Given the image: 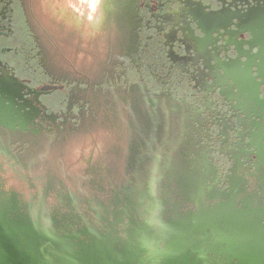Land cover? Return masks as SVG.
<instances>
[{
  "label": "flooded vegetation",
  "instance_id": "af4514ba",
  "mask_svg": "<svg viewBox=\"0 0 264 264\" xmlns=\"http://www.w3.org/2000/svg\"><path fill=\"white\" fill-rule=\"evenodd\" d=\"M226 1V9L237 4ZM163 2L0 0L1 219L76 221L92 234L103 223L111 234V222L123 226L132 218L150 226L154 245L160 241L157 249H166L171 234L162 229L170 226L172 212L187 216L201 207L178 204L179 183L195 180L219 200L222 191L236 190L240 170L224 172L212 157L210 126L217 112H204L194 101L201 90L213 89L200 58L215 68L211 59L220 61L218 39L213 50L201 45L197 55H177L175 32L163 34L170 21L189 26L187 8L163 19L158 10ZM248 6L239 4L243 10ZM186 48L191 51L190 42ZM100 134L101 161H87L83 190L70 186L56 165L44 166L49 150L83 136L98 146ZM147 134L150 141L144 143ZM110 136L120 140L115 170L106 162ZM221 149L229 152L226 143ZM3 174L25 183L27 192L4 188ZM106 182L109 187L101 192ZM48 199L62 208L59 213H46ZM147 207L152 211L144 216ZM111 235L113 242L124 243L123 232Z\"/></svg>",
  "mask_w": 264,
  "mask_h": 264
},
{
  "label": "water",
  "instance_id": "95a60500",
  "mask_svg": "<svg viewBox=\"0 0 264 264\" xmlns=\"http://www.w3.org/2000/svg\"><path fill=\"white\" fill-rule=\"evenodd\" d=\"M234 1L237 4L226 9V0L190 4L164 0L158 10L164 19L177 16L182 6L187 8L189 26L184 27L183 20L170 21L163 34L167 38L175 32L172 50L179 56L197 55L201 45L213 50V40L218 39L220 61L211 59L215 68L200 58L205 81L213 89L201 90L194 101L204 112L212 108L217 112L210 126L212 157L224 172L240 170L236 190L222 191L219 200L199 189L195 180L179 183L178 204L201 207L190 209L187 216L172 212L170 226L162 229L171 234L166 249H157L160 241L154 245L150 226L132 218L123 226L110 223L111 234L124 233L123 244L113 242L109 226L103 223L92 234L76 221L1 219L0 264H264V0ZM243 2L249 5L244 10L239 8ZM224 143L229 152L222 151ZM151 211L147 207L141 214ZM14 242L18 249L12 248Z\"/></svg>",
  "mask_w": 264,
  "mask_h": 264
},
{
  "label": "rangeland",
  "instance_id": "374dc122",
  "mask_svg": "<svg viewBox=\"0 0 264 264\" xmlns=\"http://www.w3.org/2000/svg\"><path fill=\"white\" fill-rule=\"evenodd\" d=\"M99 134V133H98ZM96 139L99 140L98 146L94 145L93 141L88 136H83L77 139L76 142L71 141L64 147H61L59 149H52L49 150L46 155V159H44V166L48 167L50 165H56L60 173H64L66 178V182L68 184L76 189L83 190L82 188H86L87 186L83 184V176L86 175L85 170L87 169L88 160L90 162H98V152L97 150L103 149L104 146V140L102 135L96 136ZM106 139V138H105ZM141 139V137L139 138ZM144 143H149L150 141V135H144L141 139ZM106 144L108 149V156L106 159V162H109L110 160V166L112 169H114L117 157H118V151H119V144L120 140L115 136H110L107 138ZM105 146V147H106ZM86 158V160H85ZM100 160V159H99ZM101 161V160H100ZM101 167L104 166L103 162L100 163ZM98 166V165H96ZM98 168L97 170L100 172V177L104 178L103 175V168ZM115 170V169H114ZM8 175V174H7ZM7 175L3 174V186L4 188L13 187L16 190H19L21 192H27V185L25 183H14L10 178L7 177ZM108 183H104L101 186V192H105L106 188H108ZM62 208L55 206V201L53 199H48L45 206V211L48 214H56L61 211ZM3 225V221L0 218V227ZM1 232V231H0ZM2 233V232H1ZM12 248L18 249V243L14 242L13 245H11Z\"/></svg>",
  "mask_w": 264,
  "mask_h": 264
}]
</instances>
